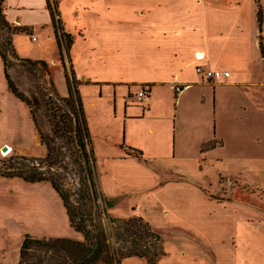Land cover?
I'll return each mask as SVG.
<instances>
[{"label": "crops", "instance_id": "crops-1", "mask_svg": "<svg viewBox=\"0 0 264 264\" xmlns=\"http://www.w3.org/2000/svg\"><path fill=\"white\" fill-rule=\"evenodd\" d=\"M62 1L58 2V17L60 21L62 20L63 31L68 33L72 39L70 47L67 49L68 59L63 50V58H66V63H64L68 67V73L73 70L76 80L84 79V85H95L99 97H102L104 93L103 84L112 86L114 96L116 94L115 87L123 86L124 91L118 92L122 98L124 93L132 94L131 85L139 86L134 91L135 97L140 86L147 85V103L142 106L141 112L128 114V119L131 122L144 120L151 115L154 99H156V95L160 94L159 90L164 88H170L176 100L185 90H195L197 87L206 88L209 90L207 99L211 105V111H209L211 115H215V118L216 115L223 114L227 106L235 102L237 97L241 101L235 107L247 109L249 105H252L256 115L258 112L259 114L260 112L264 113V110H261L264 101L261 89L264 85V56L260 52L259 44V36L264 38V2L262 0H259L263 7L260 27L257 25L254 11L255 0L253 11L249 17L241 15L239 18L235 15L232 19L230 18L232 15L228 14L226 10L232 11L234 15L238 13V8L235 3L226 0H125L123 2L118 0H84L83 4L77 7L74 15L70 13L74 20L76 18L83 20L87 17L85 20L87 22L82 28L75 27L73 24V33L63 21L62 16L65 9L61 7ZM67 12L66 8L65 13ZM4 14L6 19L16 26H25L30 30L38 27L47 33V38L53 34L55 39L52 18L46 0H6ZM15 35H12V42L16 52L19 56L25 57L15 46ZM33 37L35 38V36ZM42 43L43 41L41 45ZM100 50L108 54L104 61H97L96 56ZM56 52L58 53L57 45L54 51L55 59L27 57L56 63L58 55ZM57 58L59 59V55ZM67 61H69V66H67ZM58 62L61 61L58 60ZM98 62L100 63L98 64ZM199 65L205 68L229 70L230 76L222 77L211 85L206 82L208 80L202 73L196 72V67ZM100 71H102L101 74ZM121 73L125 74V78L120 81H114V78L109 77L111 80H108L105 77V75H120ZM62 77L63 85L58 86L56 83L55 85L59 93L66 94L67 88L63 73ZM175 86L177 87L176 91L174 90ZM93 93L96 94V89H93ZM200 102H204L203 98H200ZM126 106L124 103L123 110ZM155 125L157 126L152 127L157 133L154 143L149 147H141L149 155L148 159L144 158L146 155H143V150L138 147L130 146L142 152V159L127 155L124 149L126 145L123 142L109 145L115 150L114 154L105 157L106 161L111 163L109 165L111 171L103 170L101 174L107 173V178L112 176L110 179L113 184L111 187L105 185L104 182L100 184L103 195L106 197L119 195L118 185L122 180L143 173V177L145 176L143 190L148 196L143 202H146L145 208L149 214L150 212L161 214L159 208L163 206L164 200L170 201V199L182 205L187 204L184 206L189 207L190 210L192 209L190 196L198 197L211 204H218L207 199L196 186L185 187L186 184H180L187 183L184 179L185 172L189 169L176 165V161H179L178 150L175 151V148L178 147V131L175 135V144L170 151V134L165 131V128H162L161 122H155ZM212 125V137L207 140L203 138L200 141L199 152L203 143L213 138L222 140L221 134L216 132L217 120L213 121ZM152 128H149L150 132L153 131ZM38 137L28 107L8 88L0 56V151L2 152L3 147L7 146L11 148V152L15 149L21 154H35L29 150L41 148L38 144ZM222 146L223 143L216 145L215 148ZM208 152L209 150L200 152L201 154L195 160L194 165L197 166L201 160L204 161ZM96 161L98 162V160ZM101 176L98 177V180L102 179ZM172 177L181 180L176 183V189H174L175 183ZM0 182L3 184L0 188V197L5 199L0 202V251L5 250L8 235H15L18 240L20 239V232H16H18V226L21 223L29 226L30 222L35 221L38 216L47 223L46 226L53 227L58 232L65 228V223L63 225L62 222L64 220L67 222L68 219L59 199L54 202L55 207L52 208L50 205L44 207L42 201H38L33 196L18 197L20 195L13 194V191L28 190L25 186L26 183L22 185L18 178L5 179L1 177ZM10 186H14L15 190L10 189L8 193L5 192ZM43 189L45 192L52 193L50 191L52 189H47L46 185ZM177 189L179 190L178 194ZM169 192H172L173 197L170 198L168 195L163 200V195ZM180 196L181 198L186 197L187 201L181 202ZM157 206L159 208L154 210ZM42 211L44 212L42 213ZM52 214H56V216H50ZM149 219L151 220V216ZM198 238L201 242L197 241L203 244L205 238L203 236H198ZM183 240L185 243L189 242L187 238H183ZM197 241L194 243L199 244ZM2 253L0 254V264H4V254ZM216 258L218 262L217 255Z\"/></svg>", "mask_w": 264, "mask_h": 264}, {"label": "rangeland", "instance_id": "rangeland-1", "mask_svg": "<svg viewBox=\"0 0 264 264\" xmlns=\"http://www.w3.org/2000/svg\"><path fill=\"white\" fill-rule=\"evenodd\" d=\"M82 1L84 0H63L61 3V7L65 9L62 18L71 33H73V24H75V27L82 28L87 22L85 21L87 17L83 18V20H78L77 18L74 20L72 17V14L74 15L75 11H77V7L83 4ZM118 1L123 2L125 0ZM226 1L235 3L238 8V13L234 15L232 11L226 10L228 14L232 15L230 17L231 19L235 15L239 18H241V15L242 17H249L255 3V15L259 8H263L259 0H255V3L254 0ZM262 1L264 2V0ZM66 8L68 9L67 13H65ZM66 14L67 19L65 20ZM81 15L83 16V14ZM89 15L92 16V14ZM1 33L2 31L0 30V35ZM15 36V46L22 56H34L36 58H46L47 60L55 59L54 51L56 50V42L53 34L50 35V38H47L45 31L34 27L29 32H18ZM32 36H35L37 40L32 39ZM259 37L264 45V38L262 36ZM42 41L44 46L43 43L41 45ZM67 41L68 39L63 38L62 42ZM63 50L65 57L68 59L66 47H62V53ZM57 57L58 62L60 59ZM96 57L97 61H104L108 57V54L100 50ZM65 59L64 62L66 63ZM57 62H47L50 75H46L45 80L47 83L51 77L54 85L56 83L58 86H62L64 82L62 77L63 67L61 66V62ZM67 66H69V61H67ZM224 71H228L230 74L229 70ZM101 73L102 71H100ZM10 74L18 88L26 93L35 84L42 83L41 80L37 79L36 75L20 65L13 66L10 69ZM105 77L108 80H111L109 78H114V81H120L125 78V74H109L105 75ZM78 81L81 84L77 88L80 93L86 124L92 140L94 153L97 157L96 160H98V162L95 160L97 164V178L102 175V179L99 180V185L104 182L105 185L111 187V184H113L111 181L112 176L107 178V173L101 174L103 170L111 171L109 169L111 163L106 161L105 157L114 154L115 150L109 147V145L123 142L126 148L130 146L138 147L143 150V155H146L144 158L148 159L149 155L141 147H149L154 143L157 133L152 127L157 126L155 122H161L162 128H165V131L170 134V151L172 150L173 144H175V135L178 131V147L177 149L175 148V151L178 150L179 161H176V165L189 169L185 172L186 176L184 180L187 183L182 182L180 184H186L185 187L194 185L207 199L218 203L211 204L198 197L189 195L192 202V209L189 210V207L186 208L184 206L187 204L182 205L171 200L170 198L173 197V194L169 192L163 195V200L169 195L170 201L164 200L163 206L160 208L157 206L154 209L157 210L159 208L161 214L159 213L158 215L151 212L149 214L145 208L147 204L143 202L146 201L148 196L146 191L143 190L145 176L143 177L144 174L141 173L139 176L135 175L119 183L118 189L120 194L115 196V204L107 209L105 208L109 216L122 218H128L134 215L142 216L151 228L160 233L162 248L166 255L159 259L158 264H264L263 112H260V114L258 112V115H256V111L252 105H249L247 109L239 108L238 106L235 107L241 101L237 97L235 102L227 106L223 114L216 115L215 118V115H211L210 112L211 105L207 99L209 90H206V88L203 87L202 89L197 87L195 90H185L181 96L177 95V100L174 99L173 92L170 88H164L159 90L160 94L156 95V99H154L155 102L151 109V115L144 120H133L131 122L128 119V114L130 112H141L142 106L147 103L146 99L140 101L134 96V91L139 87L138 85H131L130 87L133 89L132 94L130 93L128 95L124 93L122 98L118 92L124 91L125 88L123 86L115 87L116 94L114 96L112 86L103 84L102 90L104 93L102 97H99L95 85H84V79H79ZM206 82L212 85L216 80L211 79ZM174 88L176 91L177 87L175 86ZM93 89H96V94L93 93ZM261 89L264 94V85H262ZM57 92L60 96L67 95V92L66 94H61L58 90ZM200 98H203L204 102H200ZM124 103L127 106L123 110ZM261 110H264V101L262 102ZM215 120H217L216 132L219 135L221 134L223 142L220 139L217 140L221 141L223 146L209 150L206 154V159L204 161L201 160L195 166V160L201 154L199 152V143L203 138L207 140L212 137V123ZM43 123L44 131L48 132V122L44 119ZM149 128H152L153 131L150 132ZM38 144H40L41 148H38V150L36 148L33 151L29 150V152H35V154L33 153L29 156L40 158L45 156L46 148L41 144L39 137ZM13 152L21 154L15 149H13ZM9 154L10 152L8 150L0 151V168ZM75 169L76 165L66 160L60 168L52 169L51 173L58 176L64 187L74 189L76 187L78 173L75 172ZM18 179L22 185L26 183L30 186L25 184L28 190L19 191L20 194L18 191H13L15 196H33L38 201H42L44 207L50 205L52 208L55 207L54 202L58 199L60 200L58 194L49 182L28 183L21 178ZM173 180L175 183L174 189H176V183L181 180L174 178ZM2 185L0 182V188H2ZM44 185L47 186V189H52L50 190L52 192L51 194L49 191H44ZM10 189L15 190V187L10 186L5 192L8 193ZM100 189H102L101 186ZM178 193L179 190L177 189ZM4 200V198L0 197V202ZM180 200L181 202L187 201L186 197H182ZM50 216L55 217L56 214ZM150 216L152 221L149 219ZM44 223V220H41V217L38 216L35 221L30 222L29 226L25 225V223H21L18 226V232L16 233L20 232L19 240L15 235H8L5 250L0 251V254L2 252L4 254V264L18 263L20 244L26 233L38 238L58 236L81 237L78 232L70 228L68 221L66 222L64 220L62 222L63 225L65 223V228L61 232L56 231L53 227L46 226L47 223ZM104 225L108 241L115 244L110 224L106 222ZM198 236L205 238L203 244L198 242H201ZM183 238L189 239V242L185 243ZM195 241L199 244L194 243ZM215 254L218 257V262ZM120 264L149 263L145 258L130 256L122 257Z\"/></svg>", "mask_w": 264, "mask_h": 264}, {"label": "trees", "instance_id": "trees-1", "mask_svg": "<svg viewBox=\"0 0 264 264\" xmlns=\"http://www.w3.org/2000/svg\"><path fill=\"white\" fill-rule=\"evenodd\" d=\"M0 0V56L8 88L29 109L40 142L46 148L44 157H35L11 152L0 168V177L21 178L25 182H49L58 194L70 228L81 236L72 238L33 237L26 233L19 248L17 264H120L122 257L145 258L149 264H158L166 255L162 248L160 233L155 231L142 216L128 218L109 216L106 209L115 204V197H106L100 189L91 138L86 124L80 84L74 72L64 64L62 47L69 48L71 36L63 31L58 17L59 0H46L52 18L57 51L67 84V95L60 96L50 75L47 61L31 59L17 54L12 35L29 32L30 28L12 25L4 14V2ZM257 25L262 22V11L256 12ZM63 38L68 39L62 42ZM260 52L264 47L260 41ZM20 65L37 76L42 83L35 84L28 93L20 90L11 77L10 69ZM44 119L49 131H44ZM213 138L203 143L200 152L220 145ZM127 155L142 159V152L132 147L124 148ZM76 165L77 183L74 189L64 187L52 169L60 168L64 161ZM56 173V172H55ZM106 208V209H105ZM106 213V214H105ZM108 222L114 243L108 241L104 224Z\"/></svg>", "mask_w": 264, "mask_h": 264}, {"label": "built area", "instance_id": "built-area-1", "mask_svg": "<svg viewBox=\"0 0 264 264\" xmlns=\"http://www.w3.org/2000/svg\"><path fill=\"white\" fill-rule=\"evenodd\" d=\"M32 39H35L32 36ZM196 72L198 73H202L204 75V78L206 80H219L222 77H228L230 76L228 71H224V70H217V69H211V68H205L202 67L201 65L196 67ZM147 94H148V87L147 85H141L140 89L138 90V92L136 93V98L141 100H144L147 98Z\"/></svg>", "mask_w": 264, "mask_h": 264}, {"label": "water", "instance_id": "water-1", "mask_svg": "<svg viewBox=\"0 0 264 264\" xmlns=\"http://www.w3.org/2000/svg\"><path fill=\"white\" fill-rule=\"evenodd\" d=\"M2 150L3 151H6L7 150V146H4Z\"/></svg>", "mask_w": 264, "mask_h": 264}, {"label": "bare ground", "instance_id": "bare-ground-1", "mask_svg": "<svg viewBox=\"0 0 264 264\" xmlns=\"http://www.w3.org/2000/svg\"><path fill=\"white\" fill-rule=\"evenodd\" d=\"M7 150H8V152H11V148L7 147ZM7 150H6V151H7Z\"/></svg>", "mask_w": 264, "mask_h": 264}]
</instances>
